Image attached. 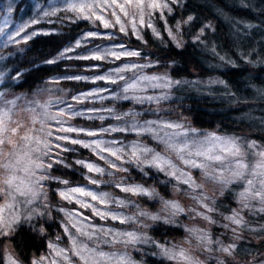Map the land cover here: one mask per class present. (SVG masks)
<instances>
[{
    "label": "trees",
    "instance_id": "obj_1",
    "mask_svg": "<svg viewBox=\"0 0 264 264\" xmlns=\"http://www.w3.org/2000/svg\"><path fill=\"white\" fill-rule=\"evenodd\" d=\"M166 1L168 8L160 12L144 11L145 25L151 23L156 28L160 34L157 38L150 28L141 27L138 10L134 8L128 9L129 15L124 16L112 5L103 12L96 7L99 15L111 25L104 28L93 16L89 19L80 16L67 18L66 10H58L50 17L45 15L44 19H34L45 9L53 10L52 0H0V21L3 18L10 20L6 31L11 29V37L17 41L9 39L8 43H2L0 37V96H19L21 106H15V109L17 107L20 124H26V101L32 108L36 106L41 111L44 121L48 117H56L51 122L38 123L41 131L39 137L48 139L53 147L45 149L29 144L24 152H29L30 160L45 165L57 159L62 161L53 165L52 169L34 168L32 173L36 176L32 187L41 193L35 199L34 207L44 211V204L47 203L46 211L53 219L48 221L45 217L37 216L32 220L20 221L14 225L16 232L10 238L0 237V247L10 239L25 264H30V257L38 260L45 255H49V258L44 264H52L53 260L56 264H83L79 257L72 255V246L67 245L75 231L65 234L66 219L60 214L65 208L73 210L75 207V204H68L60 198L61 190L90 186L87 178L92 174L76 164L77 160L103 168L104 174L93 178L109 182L107 178L110 177L115 183L102 185V190L115 198L131 202L136 208L139 206L151 214L163 215L160 212L163 203L159 197L150 199L123 193L117 184L155 187L164 200L179 203L186 209L174 218L176 224L148 221L151 227L146 229L136 226V216L133 221L121 224L119 220L80 215L84 222L79 224L84 227H78L94 238L96 225L104 249L122 240L126 242L128 238L123 234L131 232L139 239H148V243H121L120 246H125L132 261L142 264H183L184 259L179 256L174 260L165 257L161 246L177 252L189 238L186 227L200 223L199 229L201 232L207 231L211 240L225 246L236 244L239 256L247 264H261L264 261V202L251 195L242 199L240 195L245 189H250V193L260 191L262 177L254 173L264 171L256 168L260 160L258 153L264 151V0ZM189 16L192 17L191 21H188ZM116 17H119L120 24L116 23ZM121 25L123 32L120 31ZM18 29L22 31L17 36ZM168 30L176 36L175 41L168 36ZM89 33L96 36L86 38ZM29 35L31 39L25 43ZM137 35L140 39H137ZM77 41L81 42V46L75 52L60 56ZM132 51L140 55L130 58L123 56V53ZM101 53L106 54L102 60L78 58ZM112 53L120 54L121 59H114ZM49 60L55 62L48 63ZM118 69L125 70L118 72ZM99 77L115 79L116 83ZM144 77L155 79L145 80ZM219 81H223V84ZM128 85L135 87L124 92ZM60 112L65 115L59 116ZM77 112L81 115H73ZM18 113L22 114L19 116ZM69 116L72 118L69 119ZM57 120L63 123H57ZM157 121L177 122L182 128L176 132H186L187 135L180 136L188 139H199V136L205 135L208 139L218 136L236 140L242 151L239 162L246 167L238 169L237 159L230 161L229 158L214 170L192 167L188 172L183 171L186 176L192 177L194 184L204 185L196 188L180 182L186 176L175 180L155 167L135 165L123 156L124 162L115 159L114 165L126 171H114L108 167L112 156L55 139L57 136H68L89 144L103 141L110 150L118 143L158 150V145L141 132L143 127ZM121 123L126 124V130L115 131L109 136L105 128L112 129ZM68 126L94 131L98 135L77 136L59 131L61 127ZM48 129L53 134L51 137L44 135L49 132ZM253 142L256 148H248V144ZM56 145L59 147H54ZM32 148H38V151H28ZM60 148L70 151L61 152ZM119 154L122 155V152ZM236 171H242L243 175L235 176ZM41 176H55L69 183L63 185L52 179L41 180ZM248 180H253L252 186L248 185ZM206 189L209 190V198L205 203L215 209L211 213L195 205L197 198L205 195ZM197 211L208 215L216 223L209 224L202 217H196ZM228 217H235L241 223L237 225ZM139 219L144 220L143 217ZM41 226L45 233L39 231ZM236 236L241 238L234 239ZM192 242L195 243V240ZM49 244L65 249L67 259L57 257ZM197 255L203 258L201 253Z\"/></svg>",
    "mask_w": 264,
    "mask_h": 264
},
{
    "label": "rangeland",
    "instance_id": "obj_2",
    "mask_svg": "<svg viewBox=\"0 0 264 264\" xmlns=\"http://www.w3.org/2000/svg\"><path fill=\"white\" fill-rule=\"evenodd\" d=\"M73 2H79V0H52V3L54 5V8L52 11H50L49 9H45L44 11H42L41 13H39L38 16H35L34 19L39 20V19H44L45 18V12H56L58 10L60 11H64L68 8L69 3H73ZM84 2L86 3H91L93 5L98 4L101 2V0H84ZM118 2H123V0H118ZM162 3H166L168 1L166 0H161ZM114 9V7H113ZM166 8H161L158 11H162ZM149 13L152 12L151 9H147ZM68 13L69 16H67V18H71L73 16H79V14L77 13H73L70 11H66ZM93 12L96 15H99V11L96 10V7L94 6L93 8ZM85 15H88L89 18L91 16H93V13H88L86 12ZM52 15H48V17H50ZM88 18V19H89ZM10 20H8L7 18H3L0 21V30H2L0 32V37H2L3 42L2 43H8L9 42V37L12 36V33L10 32L11 29H8L6 31V29L8 28ZM1 41V39H0ZM73 52L76 51L77 47L76 45L72 46ZM19 96L18 95H14V96H9L6 98H2L0 96V119H3V121H5V117H4V112L8 113V117L6 119V123L12 127L17 129V133L13 134V132H5L2 135H0V139H3V136H8L10 138H13V142H15L17 144V148H19V151H14L13 155H5L4 153L8 150L12 149V145L9 143H3L0 144V164L3 163H9L12 165V168L7 170L8 171V175L5 176H0V189H3L4 191H0V195H1V201H0V215H2L5 219L8 218L10 219L12 217L13 214H19L20 212L25 211L27 208L29 207H34L36 201L34 202V204L32 205H27L26 201L29 200L30 198H32L31 193H28L26 195H20L16 189L17 188H21L26 190L27 188L31 187L36 193V198L38 195H41V193L39 194L38 190L36 189V187H32L33 186V182L36 178V176H34L33 173V169H34V165L30 164V158L31 156L29 155V152L27 156H25V141H23L21 139V137H23L25 134H29L32 135L34 137H39L41 134V131L38 129V123L40 122H46L48 120V122H51V118L48 117V119L46 121H44V119L41 116V111H39V109L35 106V107H31V104L29 103V101L25 102V113H26V119H25V123L26 124H20L17 115H16V109L15 106L20 107L21 106V101L18 100ZM22 113H18V115L20 116ZM53 115V114H52ZM54 116V115H53ZM33 117H35V123L33 122ZM55 117V116H54ZM61 121V120H60ZM166 123V122H162V121H157L153 124L147 125L145 127H143L142 129V134H146L145 136L152 139L159 147L158 150H155L151 147L148 146H139L140 148H144L147 147L149 149L152 150L153 153L155 154H159L162 157L168 159L170 167H165V173L169 174V172L171 171H176L177 176L179 177V172L180 171H189L192 167H190L188 164L185 163V161H195L197 163H204L208 165V170H214L217 169L221 166V163H226L227 160L230 161H234V157H232L231 155H226V153L224 151H222V148L225 147L224 145V141L225 140H229V139H221L219 141L214 140V139H208L205 135H201L199 136V139H188L186 137L180 136V135H176L174 132H172V129H161L158 126ZM175 124H178L177 122ZM20 126V127H18ZM74 127L76 129H79L75 126H71ZM126 124L121 123L119 125L113 126L112 129H116L115 131H120V129H124L126 130ZM107 133L110 136L112 133H114L115 131H113L112 129H107ZM147 129H151V131H146ZM34 131V133L32 132ZM49 132H51L50 129H48ZM111 133V134H110ZM165 133H168L169 135H165ZM52 134V132H51ZM76 134V133H75ZM83 134V133H81ZM53 135V134H52ZM56 136V135H54ZM86 138H88L86 136ZM86 140V142H91V140L89 139H84ZM167 140L172 147L169 148L163 141ZM30 146L36 145L34 142L29 143ZM28 144V147H29ZM134 144H117L114 145L113 148H111L112 151H116L117 149H119V152H122V155H120L118 153V155L121 157L120 162H124L122 160V156L125 160H129L130 158V153L132 151V146ZM37 146V145H36ZM39 148H43V145H39ZM184 149L182 152H178V149ZM200 152V153H207L209 155L212 156H220L221 157V162H214V161H210V160H205L203 156H197L196 153ZM242 153V151H241ZM150 158V157H149ZM34 160V159H33ZM109 161L113 164H115V158L112 157L109 159ZM135 165H140L138 163L133 162ZM28 167L30 169L29 172H25L24 168ZM5 171L4 169L0 168V172ZM14 176L16 179L13 181V186L11 188H9L7 185L4 184V180H6L9 177ZM171 176V175H170ZM173 177V176H172ZM174 178V177H173ZM184 177H180V179H182ZM175 180L177 178H174ZM97 181H100L98 179H96ZM107 180H109V182L106 181H100V183H98L97 185H92L89 184L90 186H84L83 188H85L88 191H91L93 193L99 194L101 192H104L102 189L104 188L102 185H106L108 183L113 184L115 183L114 180H111L110 177L107 178ZM134 184H123V186H131ZM66 188H64L63 190H65ZM61 190V191H63ZM108 193V192H106ZM110 196V202H109V208L108 209H104L101 205H98L96 202L88 199V198H83V197H77L76 200H84V202L86 204H89L92 206V208H99L102 211H110V213L112 215H117L121 218H126L129 215H132L133 217L135 216L133 214L137 212V208L129 201H124L122 199H118L113 197L110 193H108ZM134 196H142V195H134ZM113 201H123V205H117L116 203H114ZM68 204H75V207L73 210H69L68 208H65L64 210H62L60 212L61 217H63L64 219H66L65 221V227L69 229L70 232L74 233L75 230H73L74 228H72L69 218L68 216L65 215V213H70L72 215V217L74 218V221L76 219H78L79 222L83 221L80 218V215L83 217H88V215L93 216V217H98L93 215V211L92 208H88V207H81L79 203L77 202H68ZM195 205H199L197 200L195 202ZM113 207H116L113 208ZM88 212V213H84ZM258 212H260L259 210H257ZM79 213V216H76L75 214ZM100 219H104L101 217H98ZM108 219V218H106ZM26 219H24L22 216L19 217L18 222L20 221H24ZM108 220H112V219H108ZM84 222V221H83ZM129 222V221H126ZM95 223V222H94ZM81 224H78V226ZM198 226H194L197 228L201 227L200 223H197ZM81 227H84L81 225ZM95 232H96V236L92 239H88L86 236L77 234L76 232L74 233L75 235H77L78 237H75L77 239V241L79 243H81L82 245L86 246L87 250L85 251V256L88 257L90 259L91 264H128L129 261H132L130 259V256L126 253V250L124 249L125 246H120L121 243L122 245L128 243V240L125 241H121V243H114V245L110 246L109 248L104 249L102 244H101V240L98 236L97 233V226L95 225ZM100 235V234H99ZM117 233L114 235V237H116ZM68 246H72L71 242H69L67 244ZM105 253V255L102 257L99 255V253ZM115 254V255H113ZM45 259L42 261V264H44L45 262H47L49 255H45L42 256ZM41 258V257H40ZM40 258L38 260H40ZM134 264H142L141 262L137 263L135 261ZM180 263V262H179ZM183 264H187L185 260H183Z\"/></svg>",
    "mask_w": 264,
    "mask_h": 264
},
{
    "label": "snow or ice",
    "instance_id": "obj_3",
    "mask_svg": "<svg viewBox=\"0 0 264 264\" xmlns=\"http://www.w3.org/2000/svg\"><path fill=\"white\" fill-rule=\"evenodd\" d=\"M172 2L175 3L176 0H172ZM109 5H112L116 8H118L124 16L129 15L128 9H130V8H134V9L138 10L139 22H140L141 27L147 26L148 28H150L152 30L153 34L157 38H159L160 34L157 32L156 28L151 23H148L147 25H145L144 11H145V9L159 10L161 8H168V5L166 3H162L161 0H123V2H118V0H107V2H105V0H101L100 3L95 4V5H93L91 3H86V2H84V0H79V2L69 3V6L66 9V11L77 13L83 19L89 18L88 15H85L86 12L93 13V19L100 21V23L103 25L104 28H109L111 25L104 19V17L102 15H96L93 12L94 6L100 8V11L103 12L104 9L106 7H108ZM169 11H171V9H169ZM45 15L46 16L55 15V12H45ZM112 15L115 16L116 14L112 13ZM191 20H192V17L189 16L188 21H191ZM116 23L120 24L119 17H116ZM177 27H179V25H177ZM205 27H208V26L206 25ZM20 31H22V29L17 30V32H16L17 36L20 34ZM120 31L121 32L124 31L123 25H121ZM95 36H96L95 33H89L88 37H86V38H94ZM168 36L174 41L177 39L171 30H168ZM9 39L13 40V42H17V41H15L14 37L10 36ZM29 39H31V35H29L25 39V43ZM137 39H140L139 35H137ZM80 46H81V42L77 41L76 47L79 48ZM179 46H180V44L177 41V47H179ZM71 51H73V49L71 47H69V48L65 49L63 52H61L60 56L64 57V56H66V54L68 52H71ZM105 55H106L105 53H101L99 55L93 54L92 56H81L78 58L102 60L105 58ZM111 55L113 56L114 59H121L120 54L112 53ZM139 55H140V53L136 52V51L123 53L124 57H129V58L130 57H136ZM54 62H55L54 60L48 61V63H54ZM124 70L125 69H118L117 71L119 72V71H124ZM128 70H130V69H128ZM74 79H81V78L75 77ZM98 79H106L107 82H109V83H116L115 79H110V78H106V77H99ZM143 79L149 80V79H155V78L144 77ZM219 83L223 84V81H219ZM134 87H135V85H128L123 90H124V92H128L130 89H132ZM149 99H151V98H149ZM64 115H65L64 112L59 113V116H64ZM73 115L78 116V115H81V113L77 112V113H74ZM50 118L56 119V117H50ZM71 118H72V116H69V119H71ZM100 118L103 119V117H100ZM116 118L119 119L120 117H116ZM33 122L35 123V120H33ZM57 123H63V122L60 120H57ZM18 127H20V126H18ZM158 127L161 129H172L176 135H187L186 132H176L177 129L182 128V125H180V124L163 123V124L159 125ZM41 130H43V129H41ZM112 130L115 131L116 129H112ZM3 131H4L3 119H0V132H3ZM59 131H62L65 133H76L77 136L80 135L81 133H83L84 135L90 136V137L98 135V133H96L94 131H84L82 129H76V128L71 127V126L61 127L59 129ZM120 131H124V129H120ZM146 131H151V129H147ZM193 131H195V130H193ZM12 132H13V134H16L17 129H13ZM137 134H141V133H137ZM44 135H45V137H51L52 134H51V132H47ZM211 138L214 140H217V141L221 140V138L218 136H212ZM21 139L23 141H25V147L26 148L28 147V144L32 143V142H34L37 146L43 144V147L45 149H48L49 147H53L52 145H50V142L48 139H45L42 137H34L32 135L25 134L23 137H21ZM55 139L63 140L67 144L80 145L81 147H84V148L94 149V150H96V153H106L107 155L114 157L116 160L121 159V157L118 155L120 150L117 149L116 151H112V150L108 149L107 147L104 146L103 141H97L93 144H89V143L82 142L78 139H70L68 136H64V137L57 136ZM163 142L169 148L172 147V145L167 140H164ZM3 143H4V141L2 139H0V144H3ZM224 145H225V147L222 148V151H224L226 153V155H231L232 157L237 159V161H238L237 168L238 169H241V170L244 169L246 166L243 163L239 162V158L242 156V153L240 150V146L237 144L236 140H234V139L233 140H225ZM54 147H59V146L56 145ZM248 148L255 149L256 148L255 142L248 144ZM30 150L32 152H35V151H38V148H32ZM59 150L61 152L70 151V149H67V148H60ZM183 150L184 149L181 148V149H178L177 151L182 152ZM27 155H28V153L25 152V156H27ZM196 155L197 156H203L205 160H210V161H214V162H221L220 156H212V155H209L207 153H200V152H197ZM258 155L260 157V160L256 164V168L264 169V151H260L258 153ZM98 158H102V157H98ZM129 162H135V163L141 164L144 167H148V168L155 167L159 171H165V167H170L168 159L162 157L159 154L153 153L152 150L147 148V147L140 148L135 144L132 146V151L130 153ZM29 163L34 165L35 169H43L45 167L47 169H52L53 165L61 164L62 161L57 159V160H53L51 163H48L46 165L43 163H37L35 160H30ZM75 163L80 165L82 168L86 169L88 173L92 174L91 176H89L87 178L88 183L98 186V181L96 179H94L93 176L103 175L104 169L94 165L93 163H87V162H84L81 160H77ZM185 163L188 164L190 167H194V168H200V169H207L208 168L207 164L197 163L195 161H185ZM108 167L112 168L114 171H119V172L126 171V169H124L122 171L120 168H117L116 165L111 164V163H109ZM24 171L27 173L30 171V169L28 167H25ZM169 175H171L177 179H179L180 177L186 176V174L183 171H180L179 177H178L175 170L169 172ZM234 175L237 177H241L243 175V172L242 171H236L234 173ZM254 175H259L262 177V179L260 180L261 190L250 193V189H245V191L240 194L241 198L246 199L249 197V195H251L252 198H259L262 202H264V171L255 172ZM15 179L16 178L14 176L9 177L6 180H4V184L7 185L9 188H11L13 186V181ZM40 179L41 180H43V179L56 180L60 184H63V185H68V183H69L67 180H63V179H60L59 177H55V176H52V177L41 176ZM180 182L190 184V185H194V181L192 180L191 176H186V178L181 180ZM248 185L252 186L253 180H248ZM117 187L119 188V190L121 192L128 193L131 195H142L145 197H149L152 195V193L146 187H143L141 185L123 186L121 184H117ZM16 191L22 196L26 195L28 193H31L32 196L37 195V193L31 187L27 188L26 190L21 189V188H17ZM59 196L62 200H66L68 202H77L80 204L81 207L92 208V206L89 204H86L84 202V200H76L77 197L88 198V199L96 202L98 205H101L104 209L109 208V202L111 199L109 194L106 192H101L99 194H96V193H93L91 191L86 190L83 187H67L65 190L59 192ZM113 202L116 203L117 205H121V206L123 205V201H113ZM168 206L171 208H174V209L179 208V206L177 204H175L174 202L168 203ZM245 206H247V205H245ZM262 210H264V209H262ZM92 211H93V215L101 217V218L119 220V222L121 224L126 222L125 218H121L117 215H112L110 213V211H102L99 208H92ZM65 215L69 217L70 224H71L72 228L75 229L76 233H79L80 235L86 236L88 239H92L91 235H89L86 232H83L82 228L78 227L79 221H73L72 215L70 213H65ZM75 215L79 216V213H76ZM228 219L237 225L240 224V220L235 218V217H228ZM4 224H5V218L2 215H0V227H3ZM68 233H69V229L65 228V234L68 235ZM105 234H107V233H105ZM123 235L127 236L129 243H134L139 239L134 233H131V232L124 233ZM70 242L72 245V249H71L72 255L79 257V259L83 262V264H91L90 259L88 257H86L85 255H83V253H85V251L87 250L86 246L79 243L77 241V239L75 238V235L71 236ZM49 248L54 251V253L57 257H61L62 259H67L65 249L58 248L55 244H49ZM225 251L227 252L228 249H225ZM179 255L182 259H184V254L182 252ZM44 259H45L44 257L40 258L41 261H43ZM8 261H9V264H15V261L10 256L8 257ZM33 264H39V262L33 261ZM52 264H56V261L53 260Z\"/></svg>",
    "mask_w": 264,
    "mask_h": 264
},
{
    "label": "clouds",
    "instance_id": "obj_4",
    "mask_svg": "<svg viewBox=\"0 0 264 264\" xmlns=\"http://www.w3.org/2000/svg\"><path fill=\"white\" fill-rule=\"evenodd\" d=\"M5 121H3V128L4 131L0 132V135H2L5 132H12L13 129L6 123V119L8 117V113L4 112ZM33 120H35V117H33ZM165 135H169L168 133H165ZM4 143H9L12 145V149L6 151L5 155H13L14 151H19V148H17V144L13 142V138H10L8 136H3ZM28 151H31L30 149ZM0 168L4 169L5 171L0 172V176H7L9 169L12 168V165L9 163H3L0 164ZM122 171L124 168H120ZM147 175V173H145ZM215 178V177H214ZM100 183V181H98ZM193 187L196 188H202L204 187L203 184H194ZM152 195L148 198L155 199L159 197V199L163 203V207L160 209V212L163 214H151L148 211L144 209H140L139 206H137L138 210L135 213V216L137 218V227L140 228H149L151 227V224L148 223V221H162L165 225H173L176 224L177 221L174 219L175 217H178L182 212H185L186 209L181 207L179 203H175L179 206L178 209H174L168 206V201L164 200L162 196L159 195L157 192V189L155 187L147 188ZM0 191H4L3 189H0ZM209 190H205V195L198 197L197 202L200 205V207L205 208L207 212L211 213L215 211L213 207H211L209 204L205 203V200L209 198L208 195ZM46 193L44 194L46 198ZM36 199V196H32L29 200L26 201L27 205L34 204ZM214 203V200L212 201ZM124 203V202H123ZM245 207H248L245 206ZM48 205L47 203L44 204V211L40 210L38 207H29L25 211L20 212L19 214H13L10 219H5V224L3 227H0V237H11L15 232L16 228L14 225L17 224L19 217H23L24 219L32 220L35 219L37 216L45 217L48 221H51L53 217L50 213H47ZM59 210V209H57ZM191 211V209H189ZM196 217H202L205 221H208L209 224H214L216 221L211 220L208 215H204L203 213L197 211L195 213ZM143 217L144 220H140L139 218ZM126 221H133V216L129 215L126 218ZM241 223V221H240ZM223 227L227 228L228 225H223ZM39 231L41 233H45V229L41 226L39 228ZM186 231L189 233V238L183 242L184 246L179 247L177 252H173L172 249H164L161 246V251L165 257H167L169 260H174L177 258V256L180 257V253L182 252L184 254V260L187 261V264H247L246 261L241 259L237 252V245L234 243L227 244L226 246L220 243L219 241H213L209 238V234L207 231L201 232V229L197 227H186ZM233 231H236L235 229ZM241 237L236 236L234 239H240ZM59 239V237H57ZM195 240V243L192 242V240ZM107 243V241H104ZM136 242L138 243H148V239H139ZM256 242H259V238H257ZM213 245H216L215 247ZM175 247V246H174ZM225 249H228L226 252ZM197 253H201L203 255V258L201 256L197 255ZM100 256H104L105 253L101 252L99 253ZM115 255V254H113ZM12 257V259L15 261V264H25L24 260L19 256V254L14 250L13 245L9 240H6L4 245L0 247V261H3V264H9L8 257ZM33 261H38L39 264H42L41 260H37L34 257H30V264H33ZM128 264H134V262L129 261ZM261 264H264V261H261Z\"/></svg>",
    "mask_w": 264,
    "mask_h": 264
}]
</instances>
